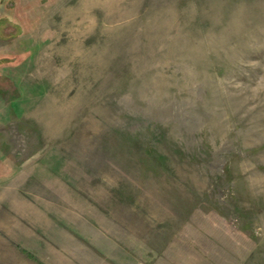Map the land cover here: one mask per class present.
<instances>
[{
  "label": "rangeland",
  "instance_id": "rangeland-1",
  "mask_svg": "<svg viewBox=\"0 0 264 264\" xmlns=\"http://www.w3.org/2000/svg\"><path fill=\"white\" fill-rule=\"evenodd\" d=\"M0 190L37 264H264V0H0Z\"/></svg>",
  "mask_w": 264,
  "mask_h": 264
},
{
  "label": "crops",
  "instance_id": "crops-1",
  "mask_svg": "<svg viewBox=\"0 0 264 264\" xmlns=\"http://www.w3.org/2000/svg\"><path fill=\"white\" fill-rule=\"evenodd\" d=\"M5 198L0 190V264H37L36 255L21 239L22 208L7 205Z\"/></svg>",
  "mask_w": 264,
  "mask_h": 264
}]
</instances>
